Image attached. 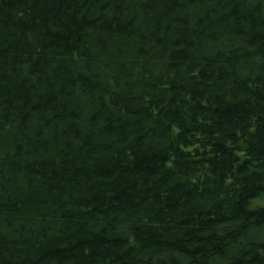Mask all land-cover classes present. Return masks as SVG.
Instances as JSON below:
<instances>
[{"label":"trees","instance_id":"1","mask_svg":"<svg viewBox=\"0 0 264 264\" xmlns=\"http://www.w3.org/2000/svg\"><path fill=\"white\" fill-rule=\"evenodd\" d=\"M0 264H264V0H0Z\"/></svg>","mask_w":264,"mask_h":264}]
</instances>
